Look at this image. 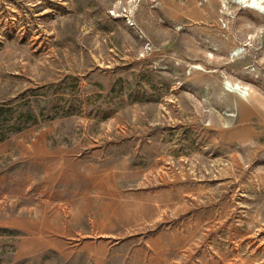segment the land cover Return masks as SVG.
<instances>
[{
    "label": "rangeland",
    "instance_id": "rangeland-1",
    "mask_svg": "<svg viewBox=\"0 0 264 264\" xmlns=\"http://www.w3.org/2000/svg\"><path fill=\"white\" fill-rule=\"evenodd\" d=\"M249 1L0 0V264H264Z\"/></svg>",
    "mask_w": 264,
    "mask_h": 264
},
{
    "label": "bare ground",
    "instance_id": "bare-ground-1",
    "mask_svg": "<svg viewBox=\"0 0 264 264\" xmlns=\"http://www.w3.org/2000/svg\"><path fill=\"white\" fill-rule=\"evenodd\" d=\"M246 1V0H245ZM247 1H249V0H247ZM262 1V0H261ZM250 2V1H249ZM252 3H250V6L253 8H256V9H258V10H260V11H263L264 12V8L263 7H261V6H258L257 4H255L254 3V0H252L251 1ZM243 3V2H242ZM264 3V2H263ZM243 4H245V3H243ZM228 85V84H227ZM230 85V84H229ZM231 86V85H230ZM236 86V85H235Z\"/></svg>",
    "mask_w": 264,
    "mask_h": 264
},
{
    "label": "trees",
    "instance_id": "trees-1",
    "mask_svg": "<svg viewBox=\"0 0 264 264\" xmlns=\"http://www.w3.org/2000/svg\"><path fill=\"white\" fill-rule=\"evenodd\" d=\"M20 120L21 119H19V121H17L18 123H13L14 125H12L13 127V130H18L19 128H21L20 126H18V125H15V124H19V122H20ZM0 132H2V131H0ZM5 137V135H3V133H0V140H2L3 138Z\"/></svg>",
    "mask_w": 264,
    "mask_h": 264
}]
</instances>
